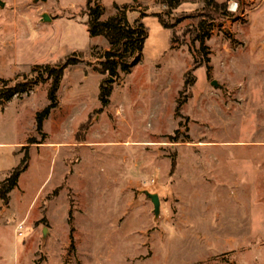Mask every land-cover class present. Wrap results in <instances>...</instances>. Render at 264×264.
<instances>
[{
	"label": "rangeland",
	"instance_id": "rangeland-1",
	"mask_svg": "<svg viewBox=\"0 0 264 264\" xmlns=\"http://www.w3.org/2000/svg\"><path fill=\"white\" fill-rule=\"evenodd\" d=\"M215 1L0 0V88L45 79L0 102V184L28 153L0 199V264H264V30L248 26V0ZM88 2L102 20L125 10L147 35L111 82ZM73 53L81 62L37 129L44 66ZM144 191L159 196L158 216Z\"/></svg>",
	"mask_w": 264,
	"mask_h": 264
},
{
	"label": "trees",
	"instance_id": "trees-1",
	"mask_svg": "<svg viewBox=\"0 0 264 264\" xmlns=\"http://www.w3.org/2000/svg\"><path fill=\"white\" fill-rule=\"evenodd\" d=\"M203 2H208L209 0H202ZM185 0H165V3L169 7H176ZM215 5L218 3L212 0ZM217 3V4H216ZM87 7L88 15V32L91 37L102 36L109 46V49L105 50L102 54L104 59L101 64L100 72L107 73L109 75V81L111 82L113 78L118 76V72L129 73L131 68L137 64L142 57V51L144 48L145 40L147 35L142 34L140 27L131 24L126 15V11L122 10L114 15L108 16L106 19L102 20V15L104 14V8L100 5L94 4L93 6L89 4ZM159 23L165 27L164 21L159 17ZM208 36V31L205 30L203 34L196 36V40H199L200 47L205 50L204 39ZM74 56L67 57L63 62L56 64L54 67L45 65L44 68L47 72V79L50 78V86L48 89V105L36 115L37 129L42 126V121L47 118L50 111L56 108L57 102V90L60 81L63 76L64 70L71 66L76 65L81 62V58ZM208 61V60H207ZM32 72H36L35 69ZM40 76L32 77L26 79L25 82H17L12 85L3 84V88H0V102L10 100L14 95L25 92L38 83ZM112 79V80H110ZM28 80V81H27ZM45 80L41 78L40 81ZM10 82V80H7ZM5 82V81H3ZM193 79H187L183 89H186L188 85H192ZM111 88L107 86L101 87L99 94V101L104 107L108 104ZM185 101H181L178 104V108ZM178 112V111H177ZM28 159V153H25L20 164L15 167L8 177H6L0 184V199L6 203L8 198V193L16 186L18 178L22 172L26 169V161ZM174 164V163H173ZM173 167V166H172Z\"/></svg>",
	"mask_w": 264,
	"mask_h": 264
},
{
	"label": "crops",
	"instance_id": "crops-1",
	"mask_svg": "<svg viewBox=\"0 0 264 264\" xmlns=\"http://www.w3.org/2000/svg\"><path fill=\"white\" fill-rule=\"evenodd\" d=\"M250 3V8L247 11L248 14V26H250L253 30H264V0H248ZM229 5H232V8L238 7V4L236 0H229ZM264 44V43H263ZM264 48V47H263ZM136 159H133V162H135ZM154 164L150 166L152 169L160 168L166 165L167 159L159 157V155H156L154 157ZM163 163V164H162ZM136 166L134 165V169L132 171H135ZM130 171L127 172V176L130 175Z\"/></svg>",
	"mask_w": 264,
	"mask_h": 264
},
{
	"label": "bare ground",
	"instance_id": "bare-ground-1",
	"mask_svg": "<svg viewBox=\"0 0 264 264\" xmlns=\"http://www.w3.org/2000/svg\"><path fill=\"white\" fill-rule=\"evenodd\" d=\"M189 143H179L178 144V155L180 158H187L189 154ZM62 153L68 155L70 153V147L68 145H63L60 147Z\"/></svg>",
	"mask_w": 264,
	"mask_h": 264
},
{
	"label": "water",
	"instance_id": "water-1",
	"mask_svg": "<svg viewBox=\"0 0 264 264\" xmlns=\"http://www.w3.org/2000/svg\"><path fill=\"white\" fill-rule=\"evenodd\" d=\"M47 18V17H46ZM112 80V79H110ZM215 84V83H213ZM144 194L146 195L147 198L150 199L152 205H153V213L155 216H158L159 211H160V199L159 196L156 193H150L148 191H144Z\"/></svg>",
	"mask_w": 264,
	"mask_h": 264
},
{
	"label": "built area",
	"instance_id": "built-area-1",
	"mask_svg": "<svg viewBox=\"0 0 264 264\" xmlns=\"http://www.w3.org/2000/svg\"><path fill=\"white\" fill-rule=\"evenodd\" d=\"M153 181V180H152Z\"/></svg>",
	"mask_w": 264,
	"mask_h": 264
}]
</instances>
